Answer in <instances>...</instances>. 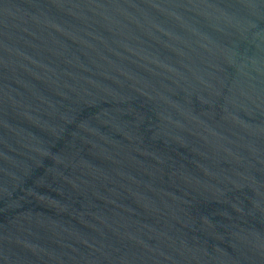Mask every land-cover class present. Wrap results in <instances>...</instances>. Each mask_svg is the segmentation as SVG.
<instances>
[{"label": "water", "instance_id": "obj_1", "mask_svg": "<svg viewBox=\"0 0 264 264\" xmlns=\"http://www.w3.org/2000/svg\"><path fill=\"white\" fill-rule=\"evenodd\" d=\"M0 264H264V0H0Z\"/></svg>", "mask_w": 264, "mask_h": 264}]
</instances>
